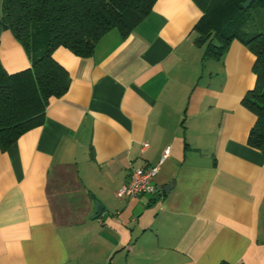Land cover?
<instances>
[{"label":"crops","instance_id":"1","mask_svg":"<svg viewBox=\"0 0 264 264\" xmlns=\"http://www.w3.org/2000/svg\"><path fill=\"white\" fill-rule=\"evenodd\" d=\"M202 15L194 0H156L90 56L52 52L68 90L0 149V264H264V152L241 104L254 56L238 40L205 56ZM0 64L30 67L2 26ZM138 167H158L160 193L118 196Z\"/></svg>","mask_w":264,"mask_h":264},{"label":"trees","instance_id":"2","mask_svg":"<svg viewBox=\"0 0 264 264\" xmlns=\"http://www.w3.org/2000/svg\"><path fill=\"white\" fill-rule=\"evenodd\" d=\"M155 1L2 0L0 26L10 30L26 50L30 67L8 73L0 64V149L5 151L22 134L40 125L49 99L68 90V71L52 57L56 48L88 57L109 30L115 28L123 36L130 33ZM244 1L194 0L203 12L194 27L195 40L204 46L205 56L220 58L233 40L253 54L255 82L241 104L255 116L248 145L264 152V29L244 33L240 26L246 22ZM252 5L264 13V0H253L247 9Z\"/></svg>","mask_w":264,"mask_h":264},{"label":"built area","instance_id":"3","mask_svg":"<svg viewBox=\"0 0 264 264\" xmlns=\"http://www.w3.org/2000/svg\"><path fill=\"white\" fill-rule=\"evenodd\" d=\"M169 151V147L163 151L161 160L165 159L169 155ZM157 172L158 167L132 168L129 181L120 187L117 191V195L126 198H133L143 194H147L151 197L157 196L160 193V189L155 184Z\"/></svg>","mask_w":264,"mask_h":264},{"label":"rangeland","instance_id":"4","mask_svg":"<svg viewBox=\"0 0 264 264\" xmlns=\"http://www.w3.org/2000/svg\"><path fill=\"white\" fill-rule=\"evenodd\" d=\"M246 9V18L244 19L245 24L240 25L242 30L246 31L244 33L251 34V32H256L255 30L264 29V13L257 8L255 5L250 6ZM238 26L239 24L236 23Z\"/></svg>","mask_w":264,"mask_h":264},{"label":"water","instance_id":"5","mask_svg":"<svg viewBox=\"0 0 264 264\" xmlns=\"http://www.w3.org/2000/svg\"><path fill=\"white\" fill-rule=\"evenodd\" d=\"M253 0H246L242 3L243 8H247L248 5L252 2ZM103 209V206L100 205L97 201H95V210H94V216H98Z\"/></svg>","mask_w":264,"mask_h":264}]
</instances>
